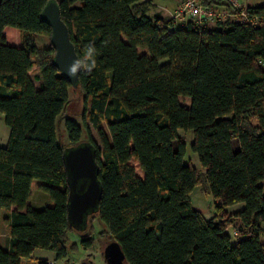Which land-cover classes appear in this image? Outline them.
Here are the masks:
<instances>
[{"label": "trees", "instance_id": "16d2710c", "mask_svg": "<svg viewBox=\"0 0 264 264\" xmlns=\"http://www.w3.org/2000/svg\"><path fill=\"white\" fill-rule=\"evenodd\" d=\"M48 1L0 0V113L9 128L0 146V235L4 221L10 236L0 264H51L32 259L36 249L64 259L76 246L70 234L86 249L94 220L103 246L116 242L128 264H264V5H245L248 21L198 29L150 18L139 0H55L79 59L87 44L96 49V67L81 70L73 87L53 65L51 45L32 37L50 38L41 18ZM203 2L233 12L226 0ZM70 90L83 97L81 123L64 115ZM58 119L67 143L57 141ZM180 129L192 131L202 170L185 162ZM81 142L96 149L101 194L76 230L67 221L63 151ZM196 187L213 199L209 219L191 205ZM36 191L52 204L33 207ZM238 203L241 210H226Z\"/></svg>", "mask_w": 264, "mask_h": 264}, {"label": "water", "instance_id": "95a60500", "mask_svg": "<svg viewBox=\"0 0 264 264\" xmlns=\"http://www.w3.org/2000/svg\"><path fill=\"white\" fill-rule=\"evenodd\" d=\"M41 18L51 28L49 42L54 49L53 65L62 77L76 87L79 72L73 78L66 70L79 57L70 40L68 27L61 19L57 1L49 0L46 3L41 11ZM63 164L68 188L67 221L74 229L83 230L96 212L101 194L94 145L90 142H81L71 147L64 146ZM103 259L106 264H128L116 242L106 244L103 248Z\"/></svg>", "mask_w": 264, "mask_h": 264}, {"label": "rangeland", "instance_id": "374dc122", "mask_svg": "<svg viewBox=\"0 0 264 264\" xmlns=\"http://www.w3.org/2000/svg\"><path fill=\"white\" fill-rule=\"evenodd\" d=\"M243 2V5L249 4L251 6H261L264 5V0H241ZM210 6V5H209ZM217 22H220L218 20ZM216 22V23H217ZM33 40L39 47H49V39L46 36L43 35H33ZM140 54L145 53L144 50L139 49L138 50ZM264 68V64H263ZM37 86L38 83H35ZM179 101L184 106H189L190 100L189 98H179ZM84 113V106H83V97L81 93L78 90H70L69 91V101L67 103V106L64 110V115H67L68 117L74 118L78 123H81V115ZM3 114L0 113V122L1 124H4L3 120ZM179 138L184 141L185 147H186V153H185V162H191V165L195 168L202 170L198 161L197 156L192 153L190 150V143L192 142L193 133L191 130H178L177 132ZM56 136L57 141L59 143H67V135L65 131V127L63 124L62 119H58L56 122ZM91 137L96 142V144L99 146V140L96 135V133L91 130ZM232 147L234 151H237L239 149V143L237 138H232L231 140ZM176 145V142H174V146ZM134 163V162H132ZM136 172L139 176H142L141 169L134 163ZM264 184V180H263ZM40 195H43L47 202H42V198ZM190 202L193 208L201 211L203 215L208 218L211 216V213H214V203L213 199L207 195L206 193H203L201 191V187H196L192 193L190 194ZM52 204V201L48 197L47 194L43 193L42 191H36L32 197V206L35 208H41L44 206H49ZM244 207L243 203H238L233 206L228 207V211L230 213L237 212L241 210ZM95 226V231L93 233V242L88 248H83L80 244V241L74 234H70V243L74 246L73 249L69 250L66 258L64 259H56V264H104L103 259V242L106 240L107 236L104 233V229L102 225L98 224L96 220L93 222ZM232 228L230 227L227 229V233L231 235V242H236L237 236L234 237V235L231 232ZM6 237L3 236V240H5ZM264 239L261 238V242H263ZM55 253L49 250H42V249H36L32 254V259L35 260H45V258H55ZM47 261V260H46Z\"/></svg>", "mask_w": 264, "mask_h": 264}, {"label": "built area", "instance_id": "2783aa9c", "mask_svg": "<svg viewBox=\"0 0 264 264\" xmlns=\"http://www.w3.org/2000/svg\"><path fill=\"white\" fill-rule=\"evenodd\" d=\"M204 0H181L172 16L173 24L176 27H185L188 24L192 28H201L210 23L234 20L248 21L246 7L239 0H226L232 7L233 12H229L226 6H207ZM237 229L232 228V234L236 235Z\"/></svg>", "mask_w": 264, "mask_h": 264}, {"label": "crops", "instance_id": "0c3cea01", "mask_svg": "<svg viewBox=\"0 0 264 264\" xmlns=\"http://www.w3.org/2000/svg\"><path fill=\"white\" fill-rule=\"evenodd\" d=\"M180 1L181 0H139L136 3V5L139 6L140 10H143L148 17L153 18L155 16H159L166 21V20H169L172 18V16L174 15ZM239 1L241 2V0H239ZM241 3H243V2H241ZM246 5H249V4H246ZM208 27L214 28V27H216V23H210V24H208ZM2 120L4 122V116H3ZM8 137H9V128L5 125V123L1 124V122H0V146L4 147L7 144ZM40 196L42 198V202H44V203L47 202V200L45 199V197L43 195H40ZM226 210L228 211V208H226ZM1 215H2V218L4 220L7 217L8 213H7V211L3 210ZM212 216H213V213H211V216L208 217L207 219L211 218ZM3 236L6 237L5 240H3ZM9 241H10V236H9L8 226L3 221L2 225H1V235H0V245L2 246V248L8 249ZM31 258H32V255H31ZM27 260L28 259L22 260V263L26 262ZM45 260H47L51 264H56V261H57L56 258H54V259L53 258H45Z\"/></svg>", "mask_w": 264, "mask_h": 264}, {"label": "clouds", "instance_id": "9594fccd", "mask_svg": "<svg viewBox=\"0 0 264 264\" xmlns=\"http://www.w3.org/2000/svg\"><path fill=\"white\" fill-rule=\"evenodd\" d=\"M86 55L83 59H75L72 64L67 68V74L75 78L77 73L81 70L91 72L96 67V61L93 58L96 52L95 47L89 43L85 46ZM90 61V62H89Z\"/></svg>", "mask_w": 264, "mask_h": 264}]
</instances>
